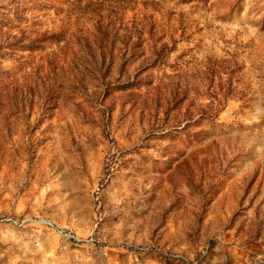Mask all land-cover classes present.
Segmentation results:
<instances>
[{"label": "rangeland", "instance_id": "rangeland-1", "mask_svg": "<svg viewBox=\"0 0 264 264\" xmlns=\"http://www.w3.org/2000/svg\"><path fill=\"white\" fill-rule=\"evenodd\" d=\"M0 264H264V0H0Z\"/></svg>", "mask_w": 264, "mask_h": 264}]
</instances>
